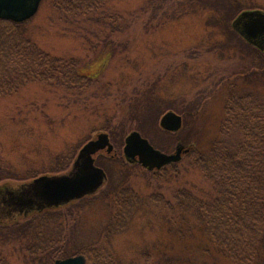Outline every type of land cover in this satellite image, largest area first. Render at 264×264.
<instances>
[{"label": "rangeland", "instance_id": "rangeland-1", "mask_svg": "<svg viewBox=\"0 0 264 264\" xmlns=\"http://www.w3.org/2000/svg\"><path fill=\"white\" fill-rule=\"evenodd\" d=\"M148 1L113 0L104 16L112 18L89 30L85 23H62L50 1L42 0L26 25L27 35L50 56L77 61L80 74L93 79L92 86L77 96L34 83L0 98V167L9 176L0 180V187L67 173L81 147L99 134H106L113 146L114 157L105 152L95 156L109 182L96 195L73 204L51 226V234L66 239L65 257L94 245L108 247L122 264H185L179 256L190 251L189 243L196 237L185 241V236L174 232L173 194L187 186L202 198L209 186L187 158L175 168L180 174L177 181L170 170L168 177L161 178L139 164H129L123 157L125 138L136 131L165 154L174 153L177 145L208 151L220 137L224 99L230 90L249 92L264 102V60L250 57L247 47L231 35V20L226 26H208L207 20L216 17L212 11L201 6L191 11L188 4L186 15L169 18L162 12L169 15L178 0H169L161 10ZM236 1L241 11L264 12V0ZM117 27L120 32L103 41V34ZM153 98L159 105L148 118L146 110ZM192 104H197L195 116L177 111L191 109ZM168 112L182 121L171 134L159 124ZM241 140L238 130L226 138L233 147ZM122 187L134 191L138 206L126 230L107 242L102 229L114 212L112 194ZM160 194L163 204L153 201ZM21 249L16 244L5 249L9 264H23L14 253Z\"/></svg>", "mask_w": 264, "mask_h": 264}, {"label": "trees", "instance_id": "trees-1", "mask_svg": "<svg viewBox=\"0 0 264 264\" xmlns=\"http://www.w3.org/2000/svg\"><path fill=\"white\" fill-rule=\"evenodd\" d=\"M49 1L59 20L69 25L85 23L90 30L91 26L101 27V22L103 24L106 19L112 18L110 15L104 16L105 7L113 0ZM185 1L178 0L176 3L175 9H182L180 13L173 9L169 15L162 12L163 15L169 18L186 15L187 9L184 7L187 4L191 11L195 10V6L207 7L216 16L208 19L207 25L226 26L229 20L233 22L242 12L236 0H188L186 4ZM151 3H156L159 10L170 4L169 0H149L148 4ZM28 22L0 20V98L12 96L24 86L34 83L59 87L77 96L91 88L93 79L80 74L77 61L50 56L33 43L26 32ZM109 29V33L103 34L105 42L110 41L111 36L119 33L121 28ZM230 30L237 42L247 47L250 57L264 60L263 52L248 44L232 26ZM155 101L158 99L153 98L148 102L145 115L148 118L156 113L159 104ZM192 106L191 109L177 111L195 116L198 114L197 104ZM171 108L176 110L175 107ZM223 110L220 137L218 135L212 141L211 148L208 151L186 148L188 151L181 157L187 158L191 167L200 173L209 186V193L200 198L187 186H180L173 194L177 208L172 221L175 224L174 232L177 236H185V241L196 237H192L194 242L189 243L190 251L183 257L179 256L180 262L264 264V102L249 92L239 93L232 89L224 99ZM148 118L145 122H148ZM236 130L240 131L242 140L233 147L226 142V138ZM179 162L149 172L164 178L169 176L167 171L170 170V175L177 181L180 174L175 168ZM7 175V171L0 167V180L9 178ZM160 195L154 196L153 201L163 204V196ZM112 201L114 212L102 229L103 239L107 242L126 230L132 212L138 206L137 195L127 187L114 191ZM73 204L59 210L21 216L14 221H0V264H9L6 257L9 249H5L13 244L22 247L20 252L16 250L14 253L17 252L23 264H53L55 260L66 258V239L51 234V226L65 217L64 211L67 212ZM78 254L85 257L86 264H122L108 247L87 246L71 256Z\"/></svg>", "mask_w": 264, "mask_h": 264}, {"label": "water", "instance_id": "water-1", "mask_svg": "<svg viewBox=\"0 0 264 264\" xmlns=\"http://www.w3.org/2000/svg\"><path fill=\"white\" fill-rule=\"evenodd\" d=\"M42 0H0V20L23 23L38 11ZM233 30L248 44L264 53V12L242 11L231 24ZM181 117L168 112L160 119V127L170 133L181 127ZM105 150L110 154L113 146L106 134H99L79 150L71 170L65 174L42 175L29 183L11 188L0 187V221H14L47 209H58L84 197L94 195L106 182L103 169L94 165L93 155ZM188 150L177 145L174 153L165 154L155 149L138 132H131L124 141L123 156L129 164H140L148 171L159 170L177 163ZM53 264H86L83 255L55 260Z\"/></svg>", "mask_w": 264, "mask_h": 264}, {"label": "flooded vegetation", "instance_id": "flooded-vegetation-1", "mask_svg": "<svg viewBox=\"0 0 264 264\" xmlns=\"http://www.w3.org/2000/svg\"><path fill=\"white\" fill-rule=\"evenodd\" d=\"M103 152H104V151H100V152H98V153H96V154L93 155L94 165L98 166V165L96 164V157H95V156H96L97 154H99V153H103ZM105 154H106V153H105ZM77 155H78V154H77ZM77 155H76V157H77ZM106 155H107V154H106ZM108 156H110V157H114L113 154H110V155H108ZM75 159H76V158H75ZM75 159H74V160H75ZM54 175H56V174H52L51 176H54ZM70 204H71V203H70ZM68 205H69V204H68ZM59 209H60V208H58V209H47V210H44L43 213H44V212H48V211H53V210H59Z\"/></svg>", "mask_w": 264, "mask_h": 264}]
</instances>
